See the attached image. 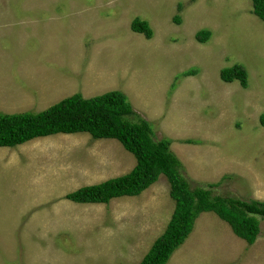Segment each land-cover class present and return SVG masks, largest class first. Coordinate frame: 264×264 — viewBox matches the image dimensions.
I'll return each mask as SVG.
<instances>
[{"label": "rangeland", "instance_id": "374dc122", "mask_svg": "<svg viewBox=\"0 0 264 264\" xmlns=\"http://www.w3.org/2000/svg\"><path fill=\"white\" fill-rule=\"evenodd\" d=\"M134 17L149 38L129 28ZM235 63L244 87L219 78ZM108 90L169 140L191 186L219 181L212 194L264 200V23L250 0H0V112ZM134 163L116 139L86 132L0 146V264H136L173 208L163 175L107 203L64 198ZM263 230L259 218L247 244L200 212L165 264H264Z\"/></svg>", "mask_w": 264, "mask_h": 264}, {"label": "trees", "instance_id": "16d2710c", "mask_svg": "<svg viewBox=\"0 0 264 264\" xmlns=\"http://www.w3.org/2000/svg\"><path fill=\"white\" fill-rule=\"evenodd\" d=\"M250 1L251 12L264 23V0ZM173 19L178 21L177 16ZM129 28L146 38L152 35L148 23L137 17L130 21ZM194 36L204 42L209 31L199 29ZM184 72L191 74L190 70ZM219 78L224 82L237 80L242 87L246 86V72L237 63L221 68ZM131 116L136 114L119 90L90 97L73 93L36 112H0V146L12 147L39 136L76 132H86L95 139L119 141L134 156V165L124 174L82 185L64 194L65 199L79 203H107L114 197L137 195L163 175L173 208L162 231L136 264H165L191 232L197 215L204 211H211L224 220L247 244L253 243L259 231V218H264V200L212 194L210 188L219 181L207 183L206 187L191 186L181 173V162L168 147L169 140H155L149 121L139 116L133 120ZM259 120L264 125V114Z\"/></svg>", "mask_w": 264, "mask_h": 264}, {"label": "crops", "instance_id": "0c3cea01", "mask_svg": "<svg viewBox=\"0 0 264 264\" xmlns=\"http://www.w3.org/2000/svg\"><path fill=\"white\" fill-rule=\"evenodd\" d=\"M18 76H19V77H23V76H20V74H19V73H18ZM64 134H65V133H63V135H64ZM47 136H48V135H47Z\"/></svg>", "mask_w": 264, "mask_h": 264}]
</instances>
